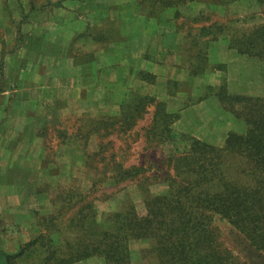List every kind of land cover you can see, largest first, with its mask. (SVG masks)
Returning <instances> with one entry per match:
<instances>
[{
	"label": "rangeland",
	"instance_id": "374dc122",
	"mask_svg": "<svg viewBox=\"0 0 264 264\" xmlns=\"http://www.w3.org/2000/svg\"><path fill=\"white\" fill-rule=\"evenodd\" d=\"M166 1L0 0V243L15 253L38 238L18 264L44 262L47 245L62 264H106L72 257L78 211L142 215L144 188L164 191L167 156L186 142L150 139L161 132L149 98L178 113L175 133L221 147L246 131L218 95L264 96V59L240 44L264 23V0ZM137 94L146 102L129 115ZM115 164L149 170L123 181ZM214 223L225 246L264 264L227 220ZM147 246L131 243L130 264H148Z\"/></svg>",
	"mask_w": 264,
	"mask_h": 264
},
{
	"label": "trees",
	"instance_id": "16d2710c",
	"mask_svg": "<svg viewBox=\"0 0 264 264\" xmlns=\"http://www.w3.org/2000/svg\"><path fill=\"white\" fill-rule=\"evenodd\" d=\"M240 44L242 51L264 59V23ZM218 96L227 101V110L247 125L244 133L230 131L221 147L175 133L171 124L179 118L178 113L149 98L155 103L153 126L161 132L150 139L166 144L180 137L186 147L167 156L171 171H165L162 193L144 188L145 214L130 204L125 211L111 213L99 222L95 213L79 210L78 249L72 257L100 255L106 264H130L131 243L144 240L149 246L142 256L149 258L148 264H250L224 245L215 215L241 233L257 255H264V96L231 95L225 88ZM145 102L144 96L135 95L126 105V110L131 108L127 113H134ZM111 168L114 178L139 182L149 170L122 164ZM37 242L34 238L15 253L7 252L0 243V264H18ZM46 247L50 256L39 264H49L50 258L59 260L55 264L65 261L55 256V246Z\"/></svg>",
	"mask_w": 264,
	"mask_h": 264
}]
</instances>
